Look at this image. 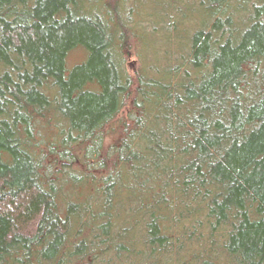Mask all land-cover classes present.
Wrapping results in <instances>:
<instances>
[{"label": "trees", "instance_id": "1", "mask_svg": "<svg viewBox=\"0 0 264 264\" xmlns=\"http://www.w3.org/2000/svg\"><path fill=\"white\" fill-rule=\"evenodd\" d=\"M0 264H264V0H0Z\"/></svg>", "mask_w": 264, "mask_h": 264}, {"label": "rangeland", "instance_id": "2", "mask_svg": "<svg viewBox=\"0 0 264 264\" xmlns=\"http://www.w3.org/2000/svg\"><path fill=\"white\" fill-rule=\"evenodd\" d=\"M82 57H83V53L79 50H75V51L71 52V54L69 55L68 63L71 64V63L77 62ZM135 66H136V63L132 60V58H130V61L127 64L128 71L131 72Z\"/></svg>", "mask_w": 264, "mask_h": 264}]
</instances>
